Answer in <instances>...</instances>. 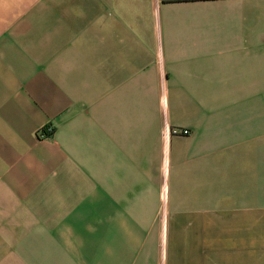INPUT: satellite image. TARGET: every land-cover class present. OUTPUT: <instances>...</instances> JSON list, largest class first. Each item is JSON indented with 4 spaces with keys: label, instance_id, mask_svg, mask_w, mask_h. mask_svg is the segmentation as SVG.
Here are the masks:
<instances>
[{
    "label": "crops",
    "instance_id": "obj_1",
    "mask_svg": "<svg viewBox=\"0 0 264 264\" xmlns=\"http://www.w3.org/2000/svg\"><path fill=\"white\" fill-rule=\"evenodd\" d=\"M0 264H264V0H0Z\"/></svg>",
    "mask_w": 264,
    "mask_h": 264
},
{
    "label": "built area",
    "instance_id": "obj_2",
    "mask_svg": "<svg viewBox=\"0 0 264 264\" xmlns=\"http://www.w3.org/2000/svg\"><path fill=\"white\" fill-rule=\"evenodd\" d=\"M170 131H171V132H180V133H182V134H187V133H188V129H186V128L181 129V128H176V127H174V128H172ZM40 133H41L42 136L50 135V134L52 133V128L47 126V127L44 128V130H43L42 132H40Z\"/></svg>",
    "mask_w": 264,
    "mask_h": 264
}]
</instances>
